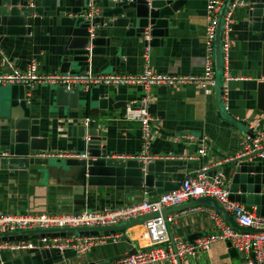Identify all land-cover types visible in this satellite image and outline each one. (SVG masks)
<instances>
[{"label": "crops", "instance_id": "0c3cea01", "mask_svg": "<svg viewBox=\"0 0 264 264\" xmlns=\"http://www.w3.org/2000/svg\"><path fill=\"white\" fill-rule=\"evenodd\" d=\"M59 1L68 8L79 5L82 0ZM206 2L186 0L170 16L165 35L157 37L159 39L155 44L146 42V64L141 56L142 40L124 35L123 27L107 22L97 29L98 35L108 40L103 52L90 54L87 61L78 63L74 70L68 72L87 70L90 73L139 74L147 65L152 74L198 75L202 67L208 22ZM247 2L232 10L226 32L221 25V42L222 39L227 41L225 52H221L222 68L218 77L221 92L217 85L201 89L192 81L153 84L147 88L150 94L148 110L153 119L146 154L153 157L143 162L152 163L155 179L166 177L180 182L201 163L213 162H219L216 167L220 166L229 176L232 164L227 163L241 151L246 127L255 126L264 132V12L259 27L252 28L253 20L248 14ZM33 18L29 33H6L4 22L0 25V72L9 70L8 63L23 68L33 60L40 74L60 73L61 57L68 40L66 26L54 21L41 25L38 17ZM55 85L38 82L27 94L30 116L37 117L39 128L45 130L48 150L60 153L73 150L78 119L86 127L99 130L106 152L114 156L141 153L139 123L121 117L125 104L144 92L139 84H92L90 99L78 96L74 107L56 103ZM99 91L107 92L104 106L99 105L96 99V92ZM224 102L226 108L223 107ZM85 117L89 118L87 124L83 123ZM5 134V128L0 125V144ZM183 134H190L191 137ZM202 138L207 140L204 156L199 159L184 158L195 155ZM9 165H5L6 170L0 169V212L73 211V206L77 204L75 202L81 201L80 198H72L69 192L56 188V185L67 184L66 181L57 177H51L48 181L38 179L27 168ZM84 190L82 207L95 210L119 207L142 198L153 200L161 193L155 187L148 190L117 184L86 185ZM213 211L199 204L179 209L166 207L165 214L172 216L166 224L168 237L193 241L217 231L213 219L216 211ZM77 235L74 232L70 236ZM96 235H103L104 240L90 244L85 250L69 246L60 251L41 248L40 237L28 235L25 239L37 246L30 249L0 248V264H99L145 245L142 222L116 229L113 233L99 231ZM86 236L89 235H79L80 238ZM177 263L162 259L146 264ZM223 263L245 264L243 255L237 251L231 255L226 241L222 239L211 241L208 248L183 256L179 262Z\"/></svg>", "mask_w": 264, "mask_h": 264}, {"label": "water", "instance_id": "95a60500", "mask_svg": "<svg viewBox=\"0 0 264 264\" xmlns=\"http://www.w3.org/2000/svg\"><path fill=\"white\" fill-rule=\"evenodd\" d=\"M185 1L91 0L89 7L88 0H82L79 5L65 8L66 5L59 0H0V25L4 22L6 33H29L34 21L33 17H38L41 25L54 21L55 24L66 26L68 40L61 57L59 72L67 73L74 70L78 63L87 61L90 54L103 52V46L107 45L108 40L99 36L97 29H101L107 22L123 27L124 35L135 37L136 40L140 39L142 44L145 43L143 34L146 31L149 35L147 42L155 44L159 39L157 37L161 38L165 35L170 16ZM230 1L222 0L221 2L212 41L213 70L219 92L222 89L218 79L222 68L221 25ZM263 7L264 0H248L247 2L248 14L251 15L254 29L260 25ZM89 8L92 14L84 16ZM92 87L93 85L84 88L80 84L66 87L56 83L53 89L54 98L57 104L65 103L74 107L78 96H83L85 100L90 99ZM96 93L98 104L104 106L107 92ZM30 109L23 85L10 84L4 87L0 84V125L6 131V134L1 137L3 142L0 144L2 147L0 151H3L4 155L0 154V169H8L5 165L10 163L13 167L27 168L38 179L44 178L48 181L51 177H57L66 181L67 184L56 185V188L69 192L72 198L81 199L80 202H75L77 204L73 206V211L76 212L82 208L86 185L117 184L139 189L145 187L148 190L155 187L160 192L178 186L179 182L171 181L166 177L155 179L151 162H143L136 158H120L106 152L104 138L99 136V130L95 127H86L78 119L73 150L57 155V151L48 150L47 134L45 130L39 128L38 118L30 116ZM80 153H85V156H75ZM227 164H232V171L229 173V199L253 207L255 214L264 216V157L231 158ZM195 204L212 208L233 228L245 230L212 196L188 199L169 208L179 209ZM165 212L166 208L160 213L166 216ZM154 214L156 213H148L109 226L3 233L0 234V240L25 239L28 235L32 238L69 236L74 232L78 235H96L99 231L104 234L113 233L116 229L143 222ZM226 244L229 253L235 255L234 248L228 241ZM176 261L179 264V260Z\"/></svg>", "mask_w": 264, "mask_h": 264}, {"label": "built area", "instance_id": "2783aa9c", "mask_svg": "<svg viewBox=\"0 0 264 264\" xmlns=\"http://www.w3.org/2000/svg\"><path fill=\"white\" fill-rule=\"evenodd\" d=\"M90 1L88 5L90 7ZM245 0H231L227 5L222 29L228 30L230 21L229 15L238 5H245ZM221 0H207L205 5L208 22L205 27L204 36V56L202 60L201 72L198 75L179 74H152L147 65L139 74L124 73H90L87 70L78 72H67L58 74H40L36 70L33 60H30L23 68L9 64V70L0 72V84H21L26 89V94L38 82L61 83L66 87L73 84H80L84 88L92 84L108 83H136L144 92L134 100L128 101L121 113V117L132 119L139 123L140 139L142 151L140 154H116L120 158H136L142 161L150 160L153 156L146 154L148 142L152 136V115L148 110L150 94L147 88L153 84H177L185 81H192L201 89H209L216 85L213 70L212 41L214 37L215 22ZM92 14L91 8L84 13V16ZM145 43L142 44L141 56L147 62V40L148 33L143 34ZM227 48L226 39H222L221 52ZM222 97V93L220 98ZM225 107V102L223 104ZM88 117L83 118V123L87 124ZM191 137L190 134H183ZM207 140L202 138L198 149L193 156H185L186 159H199L206 153ZM3 153L0 151V154ZM61 153H57L59 155ZM75 156H85L80 153ZM247 156L264 157V132L255 126L246 127L243 133V145L241 151L232 158ZM219 162L201 163L194 172L185 175L178 186L162 191L155 199L145 198L131 202L119 207L102 209H89L83 206L79 211H58V212H0V234L14 233L21 230H48L68 227L83 226H109L132 218H136L148 213L155 212L145 221L144 238L145 245L139 246L134 251L122 254L113 259H108L99 264H146L157 260L167 259L171 262L181 261L183 256L193 255L199 250L208 248L211 241L222 239L244 257L245 264H264V216L255 214L254 210L246 205L230 200L229 183L230 177L218 166ZM199 196H212L218 204L228 211L234 221L243 226L245 230H237L230 224L225 223L222 217L213 213V219L217 226V231L207 234L204 237L193 241H186L177 237H168L166 224L172 219L171 215L163 216L162 209ZM38 238V237H37ZM103 235H89L79 237V235L69 236H42L41 248L63 250L72 247L76 250H85L90 244L103 241ZM37 245L29 239L0 240V248L9 249H30Z\"/></svg>", "mask_w": 264, "mask_h": 264}]
</instances>
